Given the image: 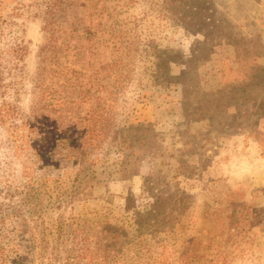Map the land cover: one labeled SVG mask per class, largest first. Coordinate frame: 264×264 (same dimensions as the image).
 Masks as SVG:
<instances>
[{
  "label": "rangeland",
  "instance_id": "374dc122",
  "mask_svg": "<svg viewBox=\"0 0 264 264\" xmlns=\"http://www.w3.org/2000/svg\"><path fill=\"white\" fill-rule=\"evenodd\" d=\"M0 65V264H264V0H0Z\"/></svg>",
  "mask_w": 264,
  "mask_h": 264
},
{
  "label": "trees",
  "instance_id": "16d2710c",
  "mask_svg": "<svg viewBox=\"0 0 264 264\" xmlns=\"http://www.w3.org/2000/svg\"><path fill=\"white\" fill-rule=\"evenodd\" d=\"M16 53L19 54V51L17 50ZM0 69H1V65H0ZM1 87H2V75H1V70H0V89H1ZM48 107H49L48 105H45L42 108L41 114H37L34 111V114L33 115L31 114L32 115L31 119L28 122H26V124L30 123V125H32V124H35L36 120H41V119L52 121V119L50 118L49 112H47V109H49ZM50 111H52V110H50ZM15 117H16V112H15V109L12 108V104L4 101L0 105V125L1 124H7L10 120L14 119ZM49 126H51V125L46 124V128ZM47 129L49 130V128H47ZM48 130H45V132H43V134H46V133L50 134L48 132ZM61 135H63V134H61V133H60V135L58 134L59 138L61 139V143H63L64 137H62ZM63 144L66 148L68 147V143H63ZM45 145L46 146L48 145L47 139H45ZM53 161L54 160L51 157L49 162H53ZM55 163L57 164L56 160H55ZM89 255H90V253H82V254L77 256L76 260L72 259V261L71 260L68 261L67 264H82V258H87ZM91 262L92 261H90V263Z\"/></svg>",
  "mask_w": 264,
  "mask_h": 264
},
{
  "label": "clouds",
  "instance_id": "9594fccd",
  "mask_svg": "<svg viewBox=\"0 0 264 264\" xmlns=\"http://www.w3.org/2000/svg\"><path fill=\"white\" fill-rule=\"evenodd\" d=\"M24 112L31 109V100L22 106ZM0 164L10 173L12 178H17L22 175L23 166L18 158L13 155L12 150L6 143V136L0 131Z\"/></svg>",
  "mask_w": 264,
  "mask_h": 264
}]
</instances>
